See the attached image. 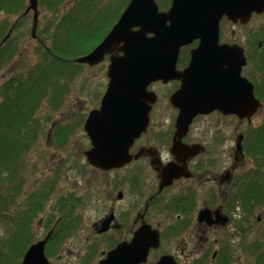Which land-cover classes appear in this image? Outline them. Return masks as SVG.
Returning <instances> with one entry per match:
<instances>
[{"label": "flooded vegetation", "instance_id": "1", "mask_svg": "<svg viewBox=\"0 0 264 264\" xmlns=\"http://www.w3.org/2000/svg\"><path fill=\"white\" fill-rule=\"evenodd\" d=\"M226 44L233 45L234 42ZM198 45L199 41H195L180 49L175 66L177 73L189 68L191 52ZM121 47L122 44L113 47L112 52L98 64L106 63L107 78L111 57L123 55ZM74 63L78 64L76 60ZM81 66L82 69L98 67ZM164 80L150 82L143 89L145 93L140 98V109L143 112L148 110V123L131 143L124 145V148L127 145V158L119 167L100 168L88 160V153L95 147L105 149L107 145L99 126L98 140L94 144L86 130V122L90 112L100 111L109 82L92 99L93 104L83 110L79 106V155L89 174L95 176L92 182H87L88 187H92V200L102 205L99 219L90 228L93 234L90 244L95 249L103 244L104 249L98 262L78 264H101L119 246L135 249L138 244L132 242L142 228L145 233L143 245L145 243V247L150 248L139 264H240L236 253L240 251L245 255L244 247L250 243L239 247L236 242L259 233L256 229L264 223L260 215H247L240 203L235 202L234 194L239 189L241 177L247 174L248 161L254 164L246 153V133L252 126L245 131V120L213 111L195 116L188 129L180 132L177 123L181 109L176 97L181 91L182 79ZM81 101L79 98L75 104ZM51 133L50 129L49 136ZM57 145L65 147L59 142ZM67 196L70 203L64 201L61 207L56 206L48 214L50 219H44L45 222L39 219L46 228L52 222L41 240L62 230L58 231L56 241L68 238L62 245L65 246L80 227L82 217L78 210L83 206L82 201L74 194ZM236 205L238 209H235ZM138 246L142 247L141 244ZM162 248L169 250L159 253ZM87 249L96 253L92 247ZM63 252L64 248H47L51 258L62 260ZM78 255L80 258L82 253ZM102 264L134 263L110 260Z\"/></svg>", "mask_w": 264, "mask_h": 264}, {"label": "water", "instance_id": "2", "mask_svg": "<svg viewBox=\"0 0 264 264\" xmlns=\"http://www.w3.org/2000/svg\"><path fill=\"white\" fill-rule=\"evenodd\" d=\"M28 4L26 12L34 13V36L39 3L29 0ZM170 7L160 12L156 0H131L103 42L92 53L76 60L95 66L113 47L122 44L123 55L110 59L109 84L100 111L91 112L86 122L94 144L98 140L97 126L107 143L105 149L95 147L88 153V160L100 168L125 163L124 145L131 143L148 123V110L140 109V98L150 82L182 79L176 97L181 109L177 123L180 132L187 130L197 115L219 111L244 120L254 117L262 106L254 94V85L241 74L247 66L243 47L220 43V23L226 18L233 24L248 25L254 14H264V0H173ZM195 41H199V47L191 52L189 68L177 73L180 49ZM48 237L27 249L22 264H49L44 249ZM144 240L142 228L132 242L141 244V248L119 246L101 264L110 260L139 264L150 248L143 245Z\"/></svg>", "mask_w": 264, "mask_h": 264}, {"label": "trees", "instance_id": "3", "mask_svg": "<svg viewBox=\"0 0 264 264\" xmlns=\"http://www.w3.org/2000/svg\"><path fill=\"white\" fill-rule=\"evenodd\" d=\"M67 1L38 0V25L32 40L37 60L26 63L5 81L0 77V226H11L10 230L14 231L10 239L4 237L0 241V264H21L27 244L32 241L34 218L44 211L55 188L54 182L43 183L38 189L23 194L25 160L44 127V119L37 115L44 106L51 107V113L62 106L72 82L81 74L82 66L74 60L102 42L131 0H72L61 14L60 9ZM169 1L158 0L159 7L166 10ZM28 5V0H0V18L5 16L0 20V75L6 66L19 59L21 38L17 33L30 15L24 14ZM48 13L56 18L54 22L44 23ZM32 30L33 26L30 35ZM245 43L249 65L244 74L255 85V94L264 104V23L256 30L249 28ZM74 126L54 127L52 135L63 145L71 137ZM246 135V153L255 167L241 177L234 194L235 202L249 215L264 204V123L251 128ZM13 206L18 211L12 210ZM58 231L46 249L51 250L58 240ZM255 236L258 238L244 248L250 256L258 254L257 261L262 262L264 233ZM93 255L95 252L91 250L86 256L87 263Z\"/></svg>", "mask_w": 264, "mask_h": 264}, {"label": "rangeland", "instance_id": "4", "mask_svg": "<svg viewBox=\"0 0 264 264\" xmlns=\"http://www.w3.org/2000/svg\"><path fill=\"white\" fill-rule=\"evenodd\" d=\"M71 1L72 0L67 1L64 7L60 9L61 14H64L65 10L69 7V5H71ZM160 9L163 10L161 7ZM48 15V18L47 20H44V23L54 22V20H56L55 17H51L52 14L48 13ZM4 17L5 16L1 17L0 20H2ZM32 22L33 14H30L28 19L23 23L24 28H21L17 33L18 37L21 38V45L19 46L18 51L19 59H15L13 63L6 66V69L0 75L3 81L15 74L17 71L23 69L26 63H33L37 60V58L36 60L34 59L33 55L36 46L34 41H32V35H30V30L33 26L31 24ZM263 23L264 14L253 15L249 21V25L246 27H243L240 24L234 25L229 21H224L221 25V41L226 43L234 42L241 44L242 46L244 44L246 45V32L249 30V28L252 31L256 30ZM6 36L7 38L9 37L8 35ZM106 68V63H103L95 68L84 67L80 72L81 74H79L72 82L71 90L69 91L65 101L61 104L62 106L53 110L52 113L50 111L52 110L51 107L47 108L44 106L37 115V118L44 119V127L41 131L40 139L37 141V144L34 145L31 153L26 157L25 160L26 169L23 176L25 179L23 194L32 192L44 182L49 183L48 181H53L55 179L56 181H53L55 182V188L53 189L50 199L45 206L46 210L41 214V216L36 217L37 219L32 225L33 235L30 244L40 240L42 236L49 230V227H51L50 225L52 222L48 228H46L44 223L41 224L39 219H49L46 217V215L52 212L56 206L61 207L64 201L70 203V198L67 196L68 194H74L76 197L80 198V201H82L81 206L83 205L82 208L78 210V214L82 217V219L80 221V227H77L78 229L76 230L74 237L72 236V238L66 242L65 246L62 245L68 238H66L64 241H56L52 246L55 248H64V252L62 253L63 259L59 260L54 257V260L50 259L52 264L84 263V261H86V256L89 254L87 251L88 246L95 249L94 246L90 244V241L92 240L91 235H93L90 228L91 225L99 219L102 205L98 204L97 200H92V187L89 188L87 185V182H92L95 176L89 174V169L82 163L80 159V149L78 147L79 145L77 144L79 130L77 123L80 118L78 111L79 106L82 110L87 108L89 104H93L92 99H95L96 96L101 93L100 91H103L106 88L109 82L106 77ZM245 72L246 71H244V73ZM1 81L2 80H0V82ZM79 98L82 100L79 103L81 105L75 104ZM261 123H264V106L263 109L254 116L250 123L245 120L243 125L246 131L249 126L256 127V125L259 126ZM70 124L75 125L73 127V132L71 133V137L63 144L65 147L61 148L57 145L59 140L53 135L49 136V130L51 125H54L55 127H65L70 126ZM248 163L249 164L247 166L249 168L247 171L249 169L251 170L250 165L253 166L251 161H248ZM17 208L18 207L15 208L13 206L12 210H17ZM250 215L251 217L260 215L264 218V204ZM10 227L11 226H0V241L3 240L4 237H7L6 239L8 240L13 236L14 231H11ZM256 230L263 232L264 223ZM255 235V233L254 235L252 234L250 237H248L249 239L243 238L239 243L236 242V244H238L240 247L243 242L252 243L256 238H258ZM87 243L89 244L87 245ZM99 245L100 247L95 249V259L92 258L90 261H88V263H96L101 258L99 254L104 249V246L103 244ZM261 245V252L264 253V238L262 239ZM165 250H169V248H162L159 253H162V251ZM78 253H82L80 258L77 257L79 256ZM245 255H247V258ZM245 255H243L242 252L237 251L236 258L240 259V264H264V261H257L256 256H258V254L250 256L246 253Z\"/></svg>", "mask_w": 264, "mask_h": 264}]
</instances>
